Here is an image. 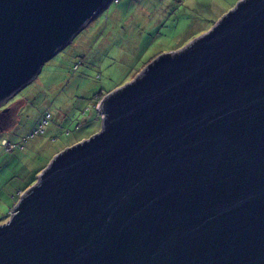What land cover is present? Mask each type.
Listing matches in <instances>:
<instances>
[{
    "label": "water",
    "instance_id": "95a60500",
    "mask_svg": "<svg viewBox=\"0 0 264 264\" xmlns=\"http://www.w3.org/2000/svg\"><path fill=\"white\" fill-rule=\"evenodd\" d=\"M112 0H0V104ZM0 226V264H264V0L98 103ZM0 112V131L10 127Z\"/></svg>",
    "mask_w": 264,
    "mask_h": 264
},
{
    "label": "rangeland",
    "instance_id": "374dc122",
    "mask_svg": "<svg viewBox=\"0 0 264 264\" xmlns=\"http://www.w3.org/2000/svg\"><path fill=\"white\" fill-rule=\"evenodd\" d=\"M240 1L112 0L0 104L13 120L0 131V226L56 155L101 130L104 96L208 32ZM47 111L45 132L29 138Z\"/></svg>",
    "mask_w": 264,
    "mask_h": 264
},
{
    "label": "built area",
    "instance_id": "2783aa9c",
    "mask_svg": "<svg viewBox=\"0 0 264 264\" xmlns=\"http://www.w3.org/2000/svg\"><path fill=\"white\" fill-rule=\"evenodd\" d=\"M116 2H118L119 0H115ZM49 120V115H47L42 121L41 123L38 125V127L35 129V131L31 134L32 137L35 136V134H39L41 132H43L44 130V126L48 123ZM13 211H11V215H12Z\"/></svg>",
    "mask_w": 264,
    "mask_h": 264
},
{
    "label": "trees",
    "instance_id": "16d2710c",
    "mask_svg": "<svg viewBox=\"0 0 264 264\" xmlns=\"http://www.w3.org/2000/svg\"><path fill=\"white\" fill-rule=\"evenodd\" d=\"M101 94H103V93H101ZM99 113H100V111H99ZM47 115H49V120H48V123L44 126V130H43V132H45V128H46V126L49 124V121H50V118H51L50 113L47 111V113H46V114L42 117V119H41V121H42ZM99 119H102V115H100V114H99ZM41 121L38 123V125L41 123ZM38 125L35 127V129L38 127ZM35 129L33 130V132L35 131ZM33 132H32V133H33ZM32 133H31V134H32ZM41 133H42V132H41ZM41 133H39V134H41ZM31 134H30V135H31ZM39 134H35V136H36V135H39ZM30 135H29V138H33V137H31ZM35 136H34V137H35Z\"/></svg>",
    "mask_w": 264,
    "mask_h": 264
}]
</instances>
